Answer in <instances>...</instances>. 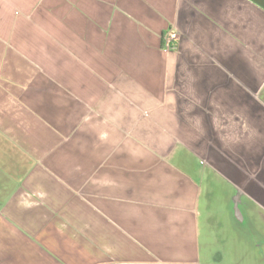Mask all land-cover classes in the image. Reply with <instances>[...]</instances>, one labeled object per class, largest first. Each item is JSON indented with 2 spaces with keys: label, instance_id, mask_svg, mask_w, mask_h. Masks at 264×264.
Segmentation results:
<instances>
[{
  "label": "crops",
  "instance_id": "crops-1",
  "mask_svg": "<svg viewBox=\"0 0 264 264\" xmlns=\"http://www.w3.org/2000/svg\"><path fill=\"white\" fill-rule=\"evenodd\" d=\"M204 179L264 218V0H0V264H200Z\"/></svg>",
  "mask_w": 264,
  "mask_h": 264
},
{
  "label": "rangeland",
  "instance_id": "rangeland-1",
  "mask_svg": "<svg viewBox=\"0 0 264 264\" xmlns=\"http://www.w3.org/2000/svg\"><path fill=\"white\" fill-rule=\"evenodd\" d=\"M204 179L198 203L200 264H264V242L248 247L253 235L241 230V223L225 217L221 188ZM255 238V237H254ZM258 250V252H257Z\"/></svg>",
  "mask_w": 264,
  "mask_h": 264
},
{
  "label": "flooded vegetation",
  "instance_id": "flooded-vegetation-1",
  "mask_svg": "<svg viewBox=\"0 0 264 264\" xmlns=\"http://www.w3.org/2000/svg\"><path fill=\"white\" fill-rule=\"evenodd\" d=\"M233 209L234 207L241 209V203L236 206V203L232 202ZM244 207L248 208L250 212L252 211V206L250 204L244 205ZM236 214V212H235ZM241 230L244 233L252 234L253 238L256 237L261 242H264V218L261 214L258 213H251L249 216L247 215L246 218H241ZM258 234V235H256ZM258 252V250H257Z\"/></svg>",
  "mask_w": 264,
  "mask_h": 264
},
{
  "label": "built area",
  "instance_id": "built-area-1",
  "mask_svg": "<svg viewBox=\"0 0 264 264\" xmlns=\"http://www.w3.org/2000/svg\"><path fill=\"white\" fill-rule=\"evenodd\" d=\"M162 46L168 52L177 50V45L180 39V32L174 28H169L162 35Z\"/></svg>",
  "mask_w": 264,
  "mask_h": 264
},
{
  "label": "water",
  "instance_id": "water-1",
  "mask_svg": "<svg viewBox=\"0 0 264 264\" xmlns=\"http://www.w3.org/2000/svg\"><path fill=\"white\" fill-rule=\"evenodd\" d=\"M235 212H236V214H238V209H237V207H235Z\"/></svg>",
  "mask_w": 264,
  "mask_h": 264
}]
</instances>
